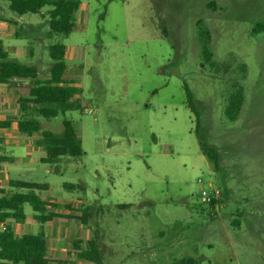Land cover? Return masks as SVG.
I'll list each match as a JSON object with an SVG mask.
<instances>
[{"label":"rangeland","instance_id":"obj_1","mask_svg":"<svg viewBox=\"0 0 264 264\" xmlns=\"http://www.w3.org/2000/svg\"><path fill=\"white\" fill-rule=\"evenodd\" d=\"M82 1L62 37L65 77L81 87L82 107L40 125L61 134L70 119L83 154L44 163L35 151L10 165L12 177L47 183L41 196L82 206L78 235L89 229L92 238L78 246L95 241L102 264H264V0ZM9 9L0 0V15L19 23ZM23 16L27 34L11 41L44 55L46 78L48 25ZM239 91L244 103L231 119ZM202 138L217 148L218 170ZM213 186L214 205L200 198Z\"/></svg>","mask_w":264,"mask_h":264},{"label":"trees","instance_id":"obj_2","mask_svg":"<svg viewBox=\"0 0 264 264\" xmlns=\"http://www.w3.org/2000/svg\"><path fill=\"white\" fill-rule=\"evenodd\" d=\"M10 8L19 14L40 13L45 6H51L49 11V56L52 60L49 75L41 77L39 68L8 59V53L0 45V82L8 79L27 78L31 86L27 95H22L18 103L22 110L19 121V130L27 135L39 134L36 143L43 146L46 156L42 158L45 163H54L61 156L70 155L79 157L83 154L82 140L70 119L64 120V129L61 134L51 130L41 129L39 117L54 118L65 115L69 111L82 107L80 94L81 87L76 80L65 77L67 70L66 44L62 37H68L75 29V15L79 10L81 0H9ZM207 59L211 53L206 49ZM188 101L193 106V95L187 89ZM244 103L241 91L233 94L227 108L231 119H236ZM199 133V131H198ZM201 147L209 162L215 170L219 169V156L217 148L208 144L203 138ZM5 158L0 156V163ZM11 192L0 190V219L13 218L21 221L26 217L24 205H30L35 217L42 223L52 220L59 214L47 210L48 202L43 200L39 192L47 190V183L11 180ZM63 187L74 192L83 189L80 184L63 183ZM221 201V200H220ZM213 200V205L216 203ZM57 206V204H52ZM87 219L88 211L83 210ZM78 258L86 259L96 264H102L99 249L95 241L89 242L88 248L78 252ZM49 257V244L44 233L16 234L8 223L6 231L0 233V264H51Z\"/></svg>","mask_w":264,"mask_h":264},{"label":"crops","instance_id":"obj_3","mask_svg":"<svg viewBox=\"0 0 264 264\" xmlns=\"http://www.w3.org/2000/svg\"><path fill=\"white\" fill-rule=\"evenodd\" d=\"M8 4L10 8L9 0ZM83 7L84 3L82 1L81 6L77 11L79 14L83 11ZM9 11L11 15H9V13H7V15L10 17L15 16L12 12L14 10L10 8ZM25 14H19L17 16L19 23L9 19V17H2L0 15V45H2L4 50L8 53L9 60H15L27 65H35L39 68L40 75L42 76V57H44V55H38L35 47H33L30 43L23 44L11 41L13 36L19 37L20 35L25 36V34H27V30H25L24 27H22L21 31L19 30V24L27 22H25L23 16ZM35 14H39L40 17H42V24L46 22L48 25V40L43 46V48L46 46L48 51L49 43L51 41L49 38V15H45L43 9L40 13ZM26 26L28 28L30 24L26 23ZM67 57L68 49L66 46V59ZM24 59L29 61L25 62L23 61ZM46 64L51 65L52 60L51 62H46ZM76 84L78 85L77 81ZM30 86L31 81L27 78L14 77L8 79L7 81L0 82V156L5 158V160L0 163V190H4L8 193L13 190L10 186V181L20 180L12 177L10 165L17 164L20 161L29 162V160H31V155L35 151L42 153V155L38 158L40 161H42V158L46 156L45 148L36 143V141L40 138L39 134L27 135L19 130V121L22 116V110L18 103V99L20 96L28 94ZM40 118L41 117L38 119L40 120ZM41 197L43 200L48 202L47 210L49 212H55L59 215L45 223L40 222L35 217V212L29 215L25 212L26 217L21 221L8 218L7 222L11 224L14 232L19 235L25 233H44L49 244V257L52 260L51 264H95V262L86 259H78L77 257L79 250L83 249L82 246L85 247L90 238H92L90 231H88L89 229H85V233L78 235L79 232H81L79 230H83L85 225L78 219L75 212L79 211L82 206H67L72 200L74 201L72 197L67 198L65 201L52 199L50 197ZM52 204H57V206H53ZM222 207L225 206L222 205ZM79 237L85 240V243L82 246H78L77 239Z\"/></svg>","mask_w":264,"mask_h":264},{"label":"built area","instance_id":"obj_4","mask_svg":"<svg viewBox=\"0 0 264 264\" xmlns=\"http://www.w3.org/2000/svg\"><path fill=\"white\" fill-rule=\"evenodd\" d=\"M221 196V190L216 188L215 186L211 188H205L200 193V198L203 202L209 203L213 200H218ZM8 228L7 220L0 219V233L6 231Z\"/></svg>","mask_w":264,"mask_h":264}]
</instances>
